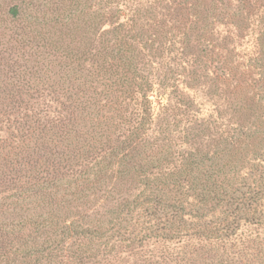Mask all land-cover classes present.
Listing matches in <instances>:
<instances>
[{
	"label": "trees",
	"instance_id": "trees-1",
	"mask_svg": "<svg viewBox=\"0 0 264 264\" xmlns=\"http://www.w3.org/2000/svg\"><path fill=\"white\" fill-rule=\"evenodd\" d=\"M8 15L0 264H264V0Z\"/></svg>",
	"mask_w": 264,
	"mask_h": 264
},
{
	"label": "rangeland",
	"instance_id": "rangeland-1",
	"mask_svg": "<svg viewBox=\"0 0 264 264\" xmlns=\"http://www.w3.org/2000/svg\"><path fill=\"white\" fill-rule=\"evenodd\" d=\"M20 0H0V20H5L9 15V10L16 4V2H19ZM26 2H29V0H24ZM69 4V1L65 4L66 6ZM65 7V6H64ZM1 25V21H0ZM9 39V38H7ZM7 39L3 38L0 39V52L1 50L10 49L9 46L10 43L7 41ZM18 52V50L16 51Z\"/></svg>",
	"mask_w": 264,
	"mask_h": 264
}]
</instances>
